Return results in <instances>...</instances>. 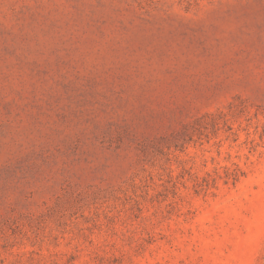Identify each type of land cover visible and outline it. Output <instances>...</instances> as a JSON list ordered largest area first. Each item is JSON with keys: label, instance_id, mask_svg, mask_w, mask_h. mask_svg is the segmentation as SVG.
<instances>
[{"label": "rangeland", "instance_id": "obj_1", "mask_svg": "<svg viewBox=\"0 0 264 264\" xmlns=\"http://www.w3.org/2000/svg\"><path fill=\"white\" fill-rule=\"evenodd\" d=\"M0 264H264V0H0Z\"/></svg>", "mask_w": 264, "mask_h": 264}]
</instances>
